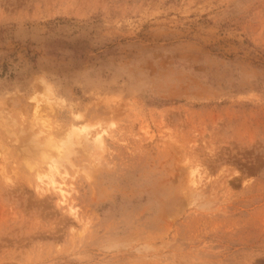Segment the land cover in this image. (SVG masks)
I'll use <instances>...</instances> for the list:
<instances>
[{
	"label": "rangeland",
	"instance_id": "rangeland-1",
	"mask_svg": "<svg viewBox=\"0 0 264 264\" xmlns=\"http://www.w3.org/2000/svg\"><path fill=\"white\" fill-rule=\"evenodd\" d=\"M0 264H264V0H0Z\"/></svg>",
	"mask_w": 264,
	"mask_h": 264
},
{
	"label": "bare ground",
	"instance_id": "bare-ground-1",
	"mask_svg": "<svg viewBox=\"0 0 264 264\" xmlns=\"http://www.w3.org/2000/svg\"><path fill=\"white\" fill-rule=\"evenodd\" d=\"M48 92L50 91L49 88H47ZM50 93L52 94V90L50 91ZM37 112V111H36ZM40 121H42V126L43 128L45 127H49L48 123L46 122V120L44 118H42V115L40 116ZM76 126V125H74ZM68 129V128H67ZM80 131V128H78ZM85 128H82L83 132H84ZM68 131V130H67ZM79 131L76 128H72L70 129L69 132H66V134L64 135L63 138L59 139V140H54V139H50L49 141V145L55 149V151L57 152L56 155L54 156H50L49 160H50V167L51 169L49 170V182L46 183V185H53L56 184L54 187L59 191V195H60V203L61 204H68L69 202V195H70V191H69V184L64 180V181H56L54 179V174H56L59 170V162H61L62 160H66V158H68V156L70 154L73 153L74 149H73V145H76V143H79V141L74 140L73 142V136L76 135L77 133H79ZM87 131V130H86ZM82 132V131H81ZM106 132V130H102L101 132H99L98 134L95 135V137L93 139H91L93 141V143H95L98 147H102L104 145V133ZM50 134V133H49ZM81 134V133H80ZM78 135V134H77ZM83 135V134H82ZM80 136V135H79ZM78 138V137H76ZM84 138L86 140H90L88 137L87 133H84ZM80 140V138H78ZM82 139V138H81ZM76 141V142H75ZM81 142V141H80ZM53 151V150H52ZM51 152V151H50ZM55 154V153H54ZM47 157V156H46ZM48 159V158H47ZM49 163V162H48ZM40 165V164H39ZM43 165V164H42ZM48 165V164H47ZM38 166V165H37ZM36 169V168H35ZM47 170V169H46ZM40 172V171H39ZM37 173V177L40 181H44L43 180V175L41 173ZM191 174V182L195 185V184H199L200 182H202L203 178L199 173L198 168H193L190 171ZM67 176V175H65ZM63 179L65 178L64 175L62 177ZM45 183V182H44ZM43 185V184H42ZM39 190L42 191H46L45 188H43L42 186H40V184L37 186ZM47 187V186H46ZM53 187V186H52ZM50 188V187H49ZM49 190V189H48ZM57 191V192H58ZM69 209L71 210L72 213L77 214L76 213V208L73 204L70 203L69 205Z\"/></svg>",
	"mask_w": 264,
	"mask_h": 264
}]
</instances>
